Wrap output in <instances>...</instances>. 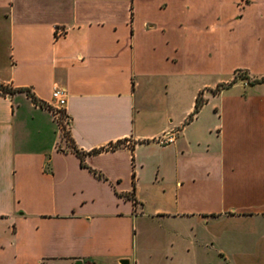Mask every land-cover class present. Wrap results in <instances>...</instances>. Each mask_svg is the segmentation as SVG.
<instances>
[{"label": "crops", "instance_id": "1", "mask_svg": "<svg viewBox=\"0 0 264 264\" xmlns=\"http://www.w3.org/2000/svg\"><path fill=\"white\" fill-rule=\"evenodd\" d=\"M238 70L264 77V0H0V83L65 87L71 134L0 91V264H264V83L215 92Z\"/></svg>", "mask_w": 264, "mask_h": 264}, {"label": "trees", "instance_id": "2", "mask_svg": "<svg viewBox=\"0 0 264 264\" xmlns=\"http://www.w3.org/2000/svg\"><path fill=\"white\" fill-rule=\"evenodd\" d=\"M236 74L240 73L242 75V77H238V75L235 74L234 78H233V81H231V83H229L228 85H219V87L217 88V91H219L221 88H226V87H229L231 86L233 83L237 82L238 80H249L250 79V74L249 72L245 71V70H238L237 72H235ZM250 84H257V83H264V77L263 78H256L254 80H250L249 82ZM0 91L4 92V93H9V94H14V93H17V92H25L29 97H31V99L33 100L34 103L44 107V108H49L51 110H53L52 108H50L49 105L45 104L44 102H41L39 101L36 96L30 91V90H27V89H23V88H20V89H14V88H11L9 86H6L4 84H1L0 83ZM205 104V101H200L198 98H197V101H196V105H195V109H194V112L192 113V115L190 116V120L196 116L197 114H199V112L201 111L202 107L204 106ZM61 119L62 121H66L67 120V116L65 115L64 111L61 112ZM64 137L67 138L69 141H70V132H66V127H64ZM122 142H118V144H121ZM74 151L77 153V155L81 158V161L83 162L84 160V154L79 151L76 147L73 148ZM104 151V149H99V150H95L93 151L92 153H100ZM83 165H84V162H83ZM96 173V172H95ZM131 198L134 197V194H131L130 195Z\"/></svg>", "mask_w": 264, "mask_h": 264}, {"label": "rangeland", "instance_id": "3", "mask_svg": "<svg viewBox=\"0 0 264 264\" xmlns=\"http://www.w3.org/2000/svg\"><path fill=\"white\" fill-rule=\"evenodd\" d=\"M236 75H238V77H242V75L240 73H238ZM250 80L252 81V77L251 76H250V79L249 80H245V81H247L249 83ZM223 85H225V84H223ZM217 88H216L215 92H218L217 91ZM190 93H191V91H189V90L186 91V93H185L186 97H185V99L181 103L179 102V104L176 103V104H173V106H171V105H169V107L167 106V109L169 110L170 113H172V115L179 116L187 108L189 95H191ZM198 99L200 101H205V98L202 95H200L198 97ZM67 131H68V129H67ZM63 135H64V133H63ZM202 235H203V239H207L208 236H209L208 233L206 231H204V230L202 232ZM234 241L236 242V240H234ZM234 241H233V244L236 246V244H235ZM218 243H219V246H218L219 248H223L224 251H227V254L231 258L232 262H229V261L225 262L224 260H221L220 258L217 259V260H214V258L211 257L210 263H208L209 261L206 262V260H204V258H203V261L204 262L202 264H244L243 262L241 263V261H238L237 260V258H236L237 256L233 255V254L236 253V248L230 249L229 248V245L226 243V241L225 240H222V239H219Z\"/></svg>", "mask_w": 264, "mask_h": 264}, {"label": "built area", "instance_id": "4", "mask_svg": "<svg viewBox=\"0 0 264 264\" xmlns=\"http://www.w3.org/2000/svg\"><path fill=\"white\" fill-rule=\"evenodd\" d=\"M67 89L63 86L55 85L53 92H52V101H53V115L55 119L57 120V123L59 124V127L61 128V131L64 133V127H66L67 131V120L62 121L61 119V112L64 111V107L67 102ZM175 141V135L174 134H164L158 139V142L162 145H168Z\"/></svg>", "mask_w": 264, "mask_h": 264}, {"label": "water", "instance_id": "5", "mask_svg": "<svg viewBox=\"0 0 264 264\" xmlns=\"http://www.w3.org/2000/svg\"><path fill=\"white\" fill-rule=\"evenodd\" d=\"M121 264H129V262L127 260H123L121 261Z\"/></svg>", "mask_w": 264, "mask_h": 264}]
</instances>
